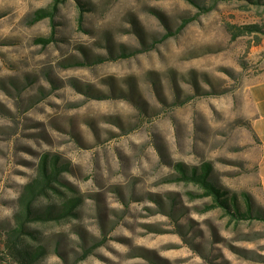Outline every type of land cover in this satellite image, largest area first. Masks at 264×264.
<instances>
[{
  "label": "rangeland",
  "instance_id": "rangeland-1",
  "mask_svg": "<svg viewBox=\"0 0 264 264\" xmlns=\"http://www.w3.org/2000/svg\"><path fill=\"white\" fill-rule=\"evenodd\" d=\"M50 2L0 0V222L57 153L84 202L44 228L62 243L42 264H264V224L205 211L174 170L209 163L217 185L262 206L248 86L264 80V0H66L31 25ZM194 16L148 52L82 64ZM245 26L261 31L237 36Z\"/></svg>",
  "mask_w": 264,
  "mask_h": 264
},
{
  "label": "trees",
  "instance_id": "trees-1",
  "mask_svg": "<svg viewBox=\"0 0 264 264\" xmlns=\"http://www.w3.org/2000/svg\"><path fill=\"white\" fill-rule=\"evenodd\" d=\"M50 1L48 7L38 9L32 14L31 25L44 19L53 21L58 8L66 0ZM187 1L194 4L193 0ZM250 1L258 2L259 0ZM194 5L199 7L198 4ZM196 17L183 19L174 31H167L159 39L152 40L150 43L138 34L140 48L122 46L116 52L110 49L111 52L107 58H99L93 62L86 59V62H82V64L102 63L107 60L116 61L148 52L157 44L180 33ZM238 31L237 36L259 33L261 30L257 26H245ZM53 39L52 36L38 38L36 42L49 44ZM152 82L155 87L156 80H152ZM173 82L175 84V81ZM175 87H177L176 84ZM203 94L208 95V92L204 91ZM121 98L131 101V103L135 99L131 93H124ZM174 170L175 182L192 184L201 192L196 197L210 199V204L204 208L205 211L220 209L230 221H259L264 224V207H256L246 193L236 195L217 185L211 178V164L186 167L182 163H176ZM69 171V162L59 154L45 152L39 156L34 176L21 187L11 221L0 222V264H42L51 251L60 255L61 238L48 236L44 228L49 224H58L78 218V211L84 199L77 189L63 179V175ZM82 248L83 256L80 260L85 259L93 250V247L88 246H82Z\"/></svg>",
  "mask_w": 264,
  "mask_h": 264
},
{
  "label": "crops",
  "instance_id": "crops-1",
  "mask_svg": "<svg viewBox=\"0 0 264 264\" xmlns=\"http://www.w3.org/2000/svg\"><path fill=\"white\" fill-rule=\"evenodd\" d=\"M248 98L254 111L252 130L258 142L257 178L261 203L264 207V80L248 86Z\"/></svg>",
  "mask_w": 264,
  "mask_h": 264
}]
</instances>
